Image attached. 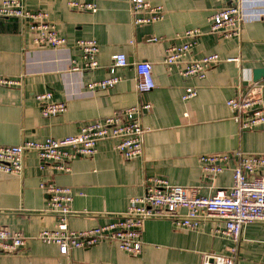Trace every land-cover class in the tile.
Listing matches in <instances>:
<instances>
[{
    "label": "crops",
    "instance_id": "1",
    "mask_svg": "<svg viewBox=\"0 0 264 264\" xmlns=\"http://www.w3.org/2000/svg\"><path fill=\"white\" fill-rule=\"evenodd\" d=\"M69 1L92 2L97 10L76 9ZM147 1L162 5V19L136 23L134 19L147 12H132L128 0H23L28 10L46 12L58 35L66 39L57 48L35 45L26 21L0 16V75L19 80L11 87L0 86V145L62 138L77 133L89 121L151 104L150 109L133 114L148 129L142 152L133 159H125L114 148L117 139L107 138L97 142L93 156L73 159L66 172L56 171L34 151L24 154L19 173L0 172V226L26 238L17 251H0V264H201L204 253H228L231 241L214 231L215 220L186 229L169 219H147L139 255H130L109 240L64 255L57 245L37 238L55 223V216L45 212L47 195L39 187L41 181L71 188L74 213L69 227L84 230L125 211L130 197L144 193L149 178L197 186L204 196L230 187L235 159L208 179L201 171V155L235 150L264 153V124L240 130L226 105L250 82L263 87L264 103V74L253 80V70L264 69V17L244 22L238 38H225L209 31L208 18L227 1ZM243 8L247 13L264 11V0H245ZM196 28L202 33L187 59L217 53L223 59L237 57L238 62L220 61L203 78L167 71L165 50L187 42L184 31ZM79 38L97 41V68L71 70L72 61L83 63L74 44ZM116 53L126 55V67H112ZM137 61L151 63L155 87L148 92L136 89L133 64ZM111 76L120 78L112 87L87 88L90 82ZM188 86L196 95L183 100ZM45 91H51L53 100L65 102L63 113L42 116L35 96ZM263 258L264 223L245 225L236 264H264Z\"/></svg>",
    "mask_w": 264,
    "mask_h": 264
},
{
    "label": "built area",
    "instance_id": "2",
    "mask_svg": "<svg viewBox=\"0 0 264 264\" xmlns=\"http://www.w3.org/2000/svg\"><path fill=\"white\" fill-rule=\"evenodd\" d=\"M132 12L145 11L146 16L136 17V23L158 21L163 17L162 5L147 0H128ZM229 4L214 10L209 16V31L225 38H238L241 27L248 19L264 17V11L254 10L247 13L243 8L245 0H219ZM70 7L95 12L97 6L92 2L69 1ZM0 16L15 17L26 21L27 29L38 46L62 47L66 39L58 35L55 24L43 11H31L24 7L23 0H0ZM199 29H188L184 35L187 42L171 45L165 50L163 63L167 71L175 69L184 77H205L208 70L220 61H235L237 57L223 59L217 53L199 59H187L190 50L201 35ZM81 53L82 65L73 62L72 71L95 69L98 67L99 45L92 38H79L74 42ZM124 53L112 56V67H126ZM135 70L136 89L140 93L155 87L152 66L148 61H137ZM111 76L87 84L89 90H103L119 81ZM18 79L0 75V86L11 87ZM196 95L193 87L188 86L182 95L188 100ZM42 116L50 117L66 110L65 102L52 98L51 91L36 94ZM233 121L240 130H254L264 124L263 87L250 82L237 96L226 101ZM150 103L134 106L124 112H116L104 118L85 123L75 134L62 138L47 137L44 140H24L16 145H0V172L17 174L21 171L22 159L26 152L34 151L41 161H49L56 171H69V163L78 157H91L97 151V142L115 138L114 148L125 158L133 159L142 152L144 134L148 131L138 118L139 114L150 109ZM235 159L232 169V184L227 189H217L214 194L200 195L197 186L171 184L161 177L149 178L145 191L140 196L129 198L127 208L113 213L110 221L84 230H73L68 219L71 209L72 190L59 186L51 180L41 181L39 187L47 195L45 212L55 216L54 226L41 230L37 238L44 243H53L60 253L67 255L71 249L97 244L101 240L117 243L120 250L139 255L142 250L143 224L147 219H169L176 227L195 229L202 221L215 220L216 233L231 241L227 254L204 253L201 264H236L239 257L243 227L250 223H264V153H247L241 150L204 154L199 157L201 171L208 179L214 178L225 168V164ZM25 236L0 226V251L15 252L25 244ZM264 263V258H263Z\"/></svg>",
    "mask_w": 264,
    "mask_h": 264
},
{
    "label": "water",
    "instance_id": "3",
    "mask_svg": "<svg viewBox=\"0 0 264 264\" xmlns=\"http://www.w3.org/2000/svg\"><path fill=\"white\" fill-rule=\"evenodd\" d=\"M264 74V69L262 68H256L253 70V80H258L260 76Z\"/></svg>",
    "mask_w": 264,
    "mask_h": 264
}]
</instances>
